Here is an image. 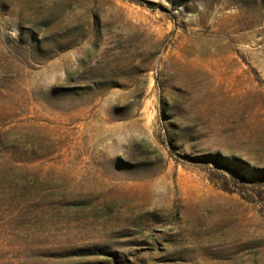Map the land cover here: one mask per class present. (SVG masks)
Listing matches in <instances>:
<instances>
[{
	"label": "rangeland",
	"instance_id": "obj_1",
	"mask_svg": "<svg viewBox=\"0 0 264 264\" xmlns=\"http://www.w3.org/2000/svg\"><path fill=\"white\" fill-rule=\"evenodd\" d=\"M0 264H264V0H0Z\"/></svg>",
	"mask_w": 264,
	"mask_h": 264
}]
</instances>
